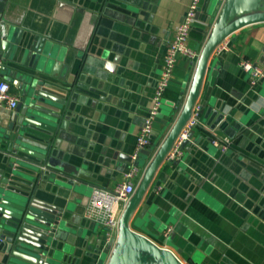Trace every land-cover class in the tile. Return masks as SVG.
Instances as JSON below:
<instances>
[{
	"label": "crops",
	"instance_id": "obj_1",
	"mask_svg": "<svg viewBox=\"0 0 264 264\" xmlns=\"http://www.w3.org/2000/svg\"><path fill=\"white\" fill-rule=\"evenodd\" d=\"M191 1L7 0L0 13L3 56L2 25L11 42L22 34H52L57 47L47 68L66 101L56 133L23 144L29 157L51 151L75 173L71 182L46 180L67 215L59 264H108L106 230L85 215L89 198L94 186L123 182L133 164L140 167L137 188L185 107L227 0H201L190 35L198 56H178L153 124L152 151L134 160L164 56ZM260 11L256 6L240 15ZM243 60L264 68V19L237 28L212 54L192 137L176 159L159 166L131 219L134 231L185 264H264V77L254 83ZM10 83L20 101L19 88ZM16 108L2 106L0 116Z\"/></svg>",
	"mask_w": 264,
	"mask_h": 264
},
{
	"label": "water",
	"instance_id": "obj_2",
	"mask_svg": "<svg viewBox=\"0 0 264 264\" xmlns=\"http://www.w3.org/2000/svg\"><path fill=\"white\" fill-rule=\"evenodd\" d=\"M6 2L0 0V13ZM61 4L65 3L62 1ZM256 6L264 9V3H259V0H227L225 3L214 33L200 57L185 107L122 213L118 241L108 264H183L171 249L161 247L134 231L131 219L151 187L159 166L191 117L209 59L237 28L264 19V11L240 15ZM2 36L6 54H0L4 60L1 70L7 80L19 88L20 101L13 115L0 116V150L5 152L2 158L4 167L0 169V264H59L67 215L57 199L50 196L46 180L52 181L51 177L55 176L71 182L75 173L67 165L55 162L51 151L34 153L36 159L29 157L26 153L30 149L23 144H34L43 141L47 133L52 136L56 133L60 108L66 101L62 100V93L56 91L61 85L47 76V68L48 58L54 57L57 47L52 34L30 33L25 38L22 34L14 42L6 32ZM200 113L201 109L199 116ZM191 137L190 132L182 141L181 148L189 143ZM151 151L144 149L142 153L150 154Z\"/></svg>",
	"mask_w": 264,
	"mask_h": 264
},
{
	"label": "built area",
	"instance_id": "obj_3",
	"mask_svg": "<svg viewBox=\"0 0 264 264\" xmlns=\"http://www.w3.org/2000/svg\"><path fill=\"white\" fill-rule=\"evenodd\" d=\"M201 0H192L187 12L177 25L174 38L170 41L167 52L164 56V63L161 74L153 96V104L148 111L144 124L138 134L134 160L144 149L152 146L151 133L153 124L158 117L163 104L165 93L169 87L171 78L176 67L179 55H185L190 58L198 56L197 51L190 45V35L195 23L196 16L200 10ZM2 34L6 32L5 25L1 26ZM4 66V60L0 56V70ZM241 66L244 71L250 73L253 82L257 83L264 77V68L254 64L249 60H243ZM12 85L9 80L0 75V107L7 106L16 108L19 103V97L12 93ZM200 105H195L191 117L184 125L181 133L174 142L167 158L174 160L181 152L182 141L188 138L191 129L197 124ZM226 149V147L224 148ZM140 167L133 164L126 172V179L114 187L94 186L89 198L85 215L88 219L95 221L106 230V242L108 248L112 251L114 242L120 233V221L123 211L128 202L136 192L134 179L139 172ZM183 263V262H182ZM185 264V263H183Z\"/></svg>",
	"mask_w": 264,
	"mask_h": 264
}]
</instances>
